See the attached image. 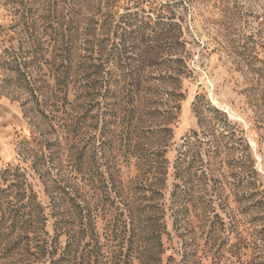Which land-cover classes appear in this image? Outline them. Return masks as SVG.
I'll use <instances>...</instances> for the list:
<instances>
[{"label": "rangeland", "instance_id": "374dc122", "mask_svg": "<svg viewBox=\"0 0 264 264\" xmlns=\"http://www.w3.org/2000/svg\"><path fill=\"white\" fill-rule=\"evenodd\" d=\"M0 264H264V0H0Z\"/></svg>", "mask_w": 264, "mask_h": 264}]
</instances>
